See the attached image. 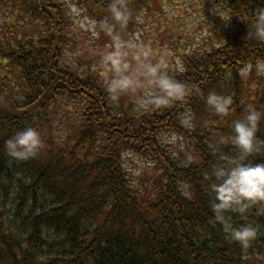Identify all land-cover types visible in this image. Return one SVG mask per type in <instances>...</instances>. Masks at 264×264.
<instances>
[{"label":"trees","instance_id":"16d2710c","mask_svg":"<svg viewBox=\"0 0 264 264\" xmlns=\"http://www.w3.org/2000/svg\"><path fill=\"white\" fill-rule=\"evenodd\" d=\"M72 1L91 19L109 15L110 0ZM178 1L127 3L136 12ZM212 2L224 15L214 19L219 29L200 26L208 33L196 48L171 25L164 32L186 68L170 74L205 94L230 95L224 116L196 95L140 114L125 97L114 106L104 75L68 61L79 45L64 0H0V264H264V202L243 216L227 213L234 226L258 229L243 249L212 222L203 179L217 159L212 146L235 153L233 122L249 109L264 117V77L241 73L264 58V42L248 37L264 0ZM138 28L129 23L125 38ZM185 110L193 113L192 129L177 119ZM29 126L41 132L44 147L14 161L6 141ZM168 131L180 137L176 144L161 142ZM257 135L264 140V119ZM180 146L191 164L176 152ZM250 161L264 163V151Z\"/></svg>","mask_w":264,"mask_h":264},{"label":"clouds","instance_id":"9594fccd","mask_svg":"<svg viewBox=\"0 0 264 264\" xmlns=\"http://www.w3.org/2000/svg\"><path fill=\"white\" fill-rule=\"evenodd\" d=\"M66 7L69 16L84 27L85 22L79 20L81 9L77 4L70 0ZM107 10L109 15L104 19L97 21L86 18V24L93 37L103 33L110 38L111 43L99 55L94 68L105 73V92L114 106L119 105L122 98L128 97L132 111L140 114L169 108L196 95L202 97L208 109L217 116H224L230 111L233 104L230 95H221L214 90L205 94L199 86L181 81L170 74L173 64L175 71H186L179 57L170 61L169 53L163 51L153 59L151 44L141 41L135 34L124 38L129 23L144 22L143 9L134 12L129 8L127 0H110ZM249 36L264 42V8L255 11V20L249 26ZM253 72L258 77H264V58H258L241 69L245 76ZM177 119L184 129L195 126L190 110L180 112ZM262 119L264 117L260 112L249 109L243 119L235 120L229 138L235 153H223L217 146H212L217 159L203 177L209 182L212 222L221 225L230 239L243 249L249 248L255 241L258 229L251 224L234 226L227 213L243 216L250 206L264 202V163L250 161V157L264 151V140L257 135ZM179 139L175 131L161 133V142L166 145L176 144ZM43 147L41 132L29 126L16 131L6 141L5 150L12 160L23 162L37 156ZM192 160V156L186 157L187 164H191ZM187 187V184L181 182L182 190Z\"/></svg>","mask_w":264,"mask_h":264},{"label":"rangeland","instance_id":"374dc122","mask_svg":"<svg viewBox=\"0 0 264 264\" xmlns=\"http://www.w3.org/2000/svg\"><path fill=\"white\" fill-rule=\"evenodd\" d=\"M64 1L66 5L70 2V0ZM209 1L211 3L206 5ZM212 1L213 0H194L192 5H178L183 2L181 0L175 5H160L161 8L150 5L148 9H143L145 12L144 22L139 24V28L134 34L141 41L152 45L153 59L159 56L161 52L167 51L169 53L170 61H174V59L177 57L173 49L174 43L170 42V38L168 34L164 32V28L166 25H171L170 27L172 34L176 33V35L188 36L189 41H191V46L188 48H196L198 45H200L199 43L201 42V37L208 33V31H206L204 28H200L203 23L208 22L209 27L219 29V24H217L214 19L218 17V14L223 13L222 11H219L220 4H216V2ZM71 2L73 1L71 0ZM187 2L189 3L191 0H187ZM219 2H221V0H219ZM201 3L202 5H199ZM168 4L171 3L169 2ZM77 7L81 9L79 20L85 22V26L81 27L80 24L76 22V19L72 17L70 18L75 24L73 32L75 33V38L78 40L79 46L77 50L69 57L68 61L72 66L77 67V65H79L82 68H87L88 70L91 68L93 71H95L97 69L94 68V65L98 63L99 55L106 50L107 45L110 44L111 41L110 38L103 33H101L99 37H93L92 32L89 31L86 24V18H91L83 8L79 7L78 5ZM223 18H226V16ZM123 35L125 38V32ZM173 70H175L174 64L171 71L173 72ZM97 71L104 75V79H106L104 72L100 70ZM125 98L127 105H132L130 98ZM176 152H178L183 157L187 156L183 146H180ZM136 165L137 164L135 163L133 166ZM134 169L137 170L138 167H135Z\"/></svg>","mask_w":264,"mask_h":264}]
</instances>
